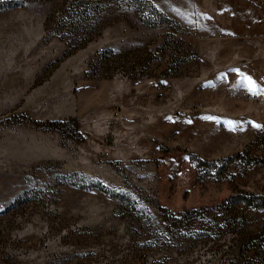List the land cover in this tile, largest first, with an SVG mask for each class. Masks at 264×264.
Wrapping results in <instances>:
<instances>
[{
  "label": "rangeland",
  "instance_id": "rangeland-1",
  "mask_svg": "<svg viewBox=\"0 0 264 264\" xmlns=\"http://www.w3.org/2000/svg\"><path fill=\"white\" fill-rule=\"evenodd\" d=\"M252 195L264 0H0V264H264Z\"/></svg>",
  "mask_w": 264,
  "mask_h": 264
},
{
  "label": "trees",
  "instance_id": "trees-1",
  "mask_svg": "<svg viewBox=\"0 0 264 264\" xmlns=\"http://www.w3.org/2000/svg\"><path fill=\"white\" fill-rule=\"evenodd\" d=\"M245 199H247L246 201H248L249 203H253V204H260L261 203V201H259V200H264V198L263 197H261V196H258V195H252V197H245ZM262 202H264V201H262ZM171 218V217H170ZM176 219V217H172L171 218V221H174Z\"/></svg>",
  "mask_w": 264,
  "mask_h": 264
}]
</instances>
